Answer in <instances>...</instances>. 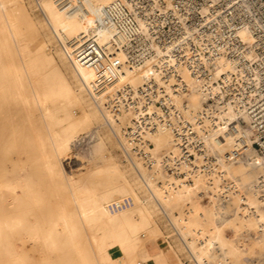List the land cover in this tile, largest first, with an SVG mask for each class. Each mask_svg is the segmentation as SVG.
Wrapping results in <instances>:
<instances>
[{
	"label": "built area",
	"instance_id": "2783aa9c",
	"mask_svg": "<svg viewBox=\"0 0 264 264\" xmlns=\"http://www.w3.org/2000/svg\"><path fill=\"white\" fill-rule=\"evenodd\" d=\"M57 5L76 6L72 0ZM95 28L111 30L110 41L101 43L91 33L72 49L69 60L95 72L92 93L115 81L124 67L140 74L139 83L108 95L104 108L128 115L124 124L117 121L115 139L140 180L151 176L145 187L158 183V162L165 174L185 184L200 178L205 189L199 194L218 209L228 207L235 196L236 208L252 213L242 189L221 164H237L251 151L264 167V0H112L101 8ZM188 78L203 97L194 117L188 116L185 101ZM228 111L235 118H227ZM154 131L172 136L171 148L159 159L146 136ZM229 138L225 152L215 150ZM255 184H264V173ZM261 188L257 186V196L264 198ZM133 205L131 196H123L110 201L107 210L116 213ZM161 214L171 230L167 237L175 236L184 247L168 213L161 209Z\"/></svg>",
	"mask_w": 264,
	"mask_h": 264
},
{
	"label": "bare ground",
	"instance_id": "6f19581e",
	"mask_svg": "<svg viewBox=\"0 0 264 264\" xmlns=\"http://www.w3.org/2000/svg\"><path fill=\"white\" fill-rule=\"evenodd\" d=\"M58 1L59 0H36L35 3L50 25L51 39L58 42L59 48L56 50V58L60 61L61 65L68 70L77 86L78 95L73 96L70 103L81 107L82 121H89L91 115L96 116L99 114L104 121L111 124L115 135H117L120 132L117 121L124 124L127 114L120 109H115L113 111L105 109L104 104L107 101L106 97L125 84L139 83L141 79L140 74L134 69L124 67L123 72L115 81L108 85H104L99 92L92 93L90 90H92L91 88L96 80L95 72L88 67L81 65L75 66L69 60V54L72 49L77 47L91 33H94L97 40L101 43L110 41L112 31L107 28H95V21L101 8L112 0H72L76 6L70 9H60L57 5ZM24 11L22 0H0V128L2 126L11 127L16 121V105L19 106L18 110L22 111V114H24L28 122H30V114L28 112L33 109V106H36L46 124L43 137L34 129L30 131L35 155L39 164L43 172L49 178V181L53 180L59 172L63 173L64 178H66L69 184H72L74 183V175L71 170L74 166L72 160L77 159V155L73 152L74 148L72 145H74L73 143H75L74 141L78 138L79 134L76 131H71L68 134H61L48 124L51 122L53 115L52 111L55 110V106L60 105L56 101L55 95L57 94L56 91L60 84L59 79L62 72L59 69L56 59L49 54L48 50L44 49L43 40H32L33 37L29 38L28 41L23 39L19 29L22 26L21 23L24 18ZM25 21L29 27H34L33 20L27 16H25ZM118 56L124 60L122 53L119 52ZM47 63L50 65L49 71L41 68V66ZM188 80L190 91L185 95V101L188 106V116L194 117L201 108L203 97L198 84L189 78ZM26 84L31 93L25 92ZM61 84H63L65 89L62 88L63 90L61 89L59 94H64L67 89V84L63 81ZM225 115L229 119L235 118L234 113L231 111H228ZM5 133L10 140H13L16 135L14 128ZM146 136L147 138H157L161 142H170L169 149L171 148L172 136L167 131H154L148 133ZM231 141V138L226 139V142L217 145L215 150L220 153L225 152ZM102 147L103 142L99 137L94 148L92 151L88 150L87 155L93 157L92 155H95ZM54 159L57 161L55 162ZM259 162L258 155L250 151L247 153V159L245 161H239L236 165L230 163L221 164L224 171L234 174L232 178L236 181L237 185L241 187L247 205L254 208V210L252 213H246L245 210L234 212L233 215H235L231 218V222H228V225L235 237L232 239H222L220 237L216 246L218 251L208 255L218 254L224 261L231 260L237 261L239 264H245L244 255L247 252V245L249 243L260 249H264V209H262V206H264V198H259L256 191L257 186H261V189H264V184H255L258 176L264 173V167L260 166ZM84 165L86 166L88 164ZM154 172L158 174V171ZM159 172L161 171L159 170ZM144 179L146 180L145 177ZM148 179L150 180L149 177ZM200 180V178L193 180L192 185L197 186ZM173 182H167L168 184H166L172 185L168 187L173 188L174 184H171ZM177 182L178 181H176V183ZM31 183L27 173L24 169H21L15 177L0 184L1 187H7L9 193V206H13L16 194L19 192L24 193V191L30 187ZM148 187L149 191L152 193H150L151 197H155L158 205L165 210L167 207L166 201L168 198L170 199V193L167 192L168 198H165V191L163 192L164 194H162L160 188L158 190L150 186ZM187 193L188 188L186 187L181 190H176L175 196L176 198H183ZM174 194L175 193H173V195ZM76 201L77 203L73 211L68 212L59 207L57 219L47 225L44 231L46 236L45 243L48 249L57 251L62 247L60 241L56 239V235L67 239L66 242L73 250L72 255H74L78 264H89L88 260L85 258V253L81 249L82 245L76 240L78 225L87 228L91 222L96 221L106 224L111 229H116V231L120 229L123 231L137 229L143 232L149 231L148 228L150 227H146L142 224L141 217L132 216L131 207L116 213H110L107 210V204L111 200L100 199L99 201H95L89 198H80ZM171 204L173 205L174 201H172ZM225 209L223 210L220 208L218 217L224 216ZM147 215L148 213L145 214L146 217L149 216ZM190 219V221L193 220L192 217ZM213 220H211L213 222V224L211 222L212 233L218 234L224 224L217 218ZM184 221L186 222L185 219ZM190 221L189 223L192 224H190L191 226L189 225V227L185 229L180 227L178 231L183 236L185 246L196 264H210L211 261L209 262L205 258L207 243L203 244L199 242L201 234L203 233L200 228L201 223L199 224L195 221L192 223ZM243 228L248 229L249 233L247 235L241 233ZM113 229L110 230L111 233H114ZM3 230L14 234L15 232L27 230L29 234L28 239L31 242L35 243L39 240L36 226L32 224L26 227L22 219L17 216H10V218L5 219L0 224V232ZM192 232H194L193 237L190 236ZM188 233L190 234L188 235ZM165 241L166 240L163 239L156 243L152 254V264H173L169 261V257L165 252ZM212 243L209 244L213 245ZM124 247L125 245L123 242L111 238L102 245L101 250L94 252V261L97 264H104L106 261L116 264L121 260ZM3 249H6V247L4 246ZM41 260L44 264H48V252L41 253ZM13 261L17 264H24L18 254L14 255Z\"/></svg>",
	"mask_w": 264,
	"mask_h": 264
},
{
	"label": "rangeland",
	"instance_id": "374dc122",
	"mask_svg": "<svg viewBox=\"0 0 264 264\" xmlns=\"http://www.w3.org/2000/svg\"><path fill=\"white\" fill-rule=\"evenodd\" d=\"M22 1L25 13L21 23L22 26L19 30L23 39L28 41L29 38L33 37L32 40H43L44 49L48 50L49 54L56 59L62 72L60 79L58 78L60 84L57 87V94L55 95V99L60 105L55 106V110L52 111L51 122L48 124L61 134L76 131L79 136L76 139L77 141L75 140V143H73L75 146L72 145L77 159L72 160L75 166L71 168L74 175V183L69 184L66 178H64L63 173L59 172L53 180L49 181L35 155L30 131L34 129L43 137L46 130V124L36 106H33V109L28 112L30 114V122H28L22 111L18 110L19 106L16 105V121L11 126L16 131L13 140L8 139L5 133L12 129L10 126H2L0 128V184L15 177L21 169H24L32 182L24 193L19 192L16 194L13 206H9L7 187H1L0 185V224L5 219L10 218V216H17L22 219L26 227L34 224L39 235L38 242L33 243L28 239L29 234L27 230L15 232V234L4 230L1 231L0 264H17L13 261L15 254H18L24 264H44L41 260V253L46 252H48V264H78L74 255H72L73 250L66 242L67 239L56 235V239L62 244V247L59 249L60 251L47 248L45 243V227L57 219L59 207L68 212L73 211L77 203L76 200L80 198H89L95 201H99L100 199L112 201L123 196H131L134 199V205L130 208L132 216L141 217L142 224L150 227L148 228L149 231L143 232L138 229L129 231L120 229L116 231V229L112 228L114 233H111L110 230L112 229L108 225L96 221L91 222L87 228L78 225L76 240L82 245L81 249L85 253V258L89 264H97L94 261V252L101 250L102 245L111 238L120 240L125 245L121 260L116 264H152L153 249L156 243L163 239L166 240L164 247L168 257L169 254L174 256L177 264H193L189 261L191 256L187 247L184 246L187 250L185 251L178 238L173 235L169 238L167 237L171 235V230L161 214V209L164 208L158 205L155 197H151L152 193L149 191V187H145L143 184V182L148 183L151 181V176L146 174L144 176L146 180L144 178L142 179L143 182L140 180L119 151L112 126L108 125L99 114L96 116L91 115L89 121L81 120V107L70 103L71 98L78 95L77 86L71 74L56 58V50H58L59 45L58 42L53 41L50 37V25L42 11L38 9L35 3L36 0ZM25 16L33 20L34 27L28 26ZM41 68L49 71L50 65L47 63L41 66ZM62 81L66 82L67 89L64 94H59L62 88L65 89L63 84H61ZM25 92L31 93L27 84ZM99 137L102 139L103 147L95 155H92L93 157H89L87 155L88 150L92 151ZM148 139L154 145L153 155L157 159L169 149L170 142H161L157 138ZM54 161L56 162L57 160L54 159ZM84 164L88 165L85 166ZM154 171H158V174H154L155 180L158 179V183L151 188L158 190L160 188L162 194L165 191V194H167H164L165 198H168V193H170V199L168 198L166 201L167 207L165 208V212L168 213L176 228L179 229L181 227L185 229L189 227L191 224L189 221L192 217L193 220L190 222L201 223L200 228L203 233L199 242L203 244L207 243L206 260L211 261L210 264H239L237 261H224L218 254L208 255L218 251L216 246L220 237L222 239H232L235 237L228 225V222L235 215L233 213L240 211L238 207L236 208L237 199L235 196L230 198V203L225 209L224 216L218 217L220 208L218 209L216 203L207 196L199 194L200 191L205 189L202 187V180H200L197 186H193L192 183L185 184L178 177L165 173L163 175L158 162H156ZM227 175L231 178L234 176L232 172H228ZM162 176L166 177L163 178ZM171 181H174L171 183L174 184V189L168 187L172 185H167ZM176 181L178 182L176 183ZM186 187L188 188V193L183 198H176V190ZM173 193L175 194L173 195ZM172 201H174L173 205L171 204ZM146 213H148V217L145 216ZM183 218L186 222L188 220V222L186 223ZM214 218H217L224 224L218 234H213L211 230V220ZM193 233L190 235L191 237H193ZM241 233L247 235L249 231L247 228H243ZM147 245L151 246V251L148 250ZM4 246L6 249H3ZM244 256L245 264H264V249L253 246L251 243L247 245V252ZM185 260H187L186 263H184ZM104 264L115 263L106 261Z\"/></svg>",
	"mask_w": 264,
	"mask_h": 264
},
{
	"label": "crops",
	"instance_id": "0c3cea01",
	"mask_svg": "<svg viewBox=\"0 0 264 264\" xmlns=\"http://www.w3.org/2000/svg\"><path fill=\"white\" fill-rule=\"evenodd\" d=\"M147 247H148V250L151 251V246L150 245H147ZM169 261L171 263H173V264H176L177 263L176 258L174 256L170 255V254H169Z\"/></svg>",
	"mask_w": 264,
	"mask_h": 264
}]
</instances>
